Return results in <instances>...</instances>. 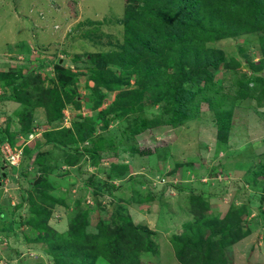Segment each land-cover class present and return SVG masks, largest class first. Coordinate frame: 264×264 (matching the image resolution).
<instances>
[{
	"label": "rangeland",
	"instance_id": "374dc122",
	"mask_svg": "<svg viewBox=\"0 0 264 264\" xmlns=\"http://www.w3.org/2000/svg\"><path fill=\"white\" fill-rule=\"evenodd\" d=\"M138 5L134 0H0V71L15 77L30 73L33 80L29 86L36 83L61 93L55 70V62H60L73 74L68 102L73 97L74 101L63 106L61 119L55 125L68 127L75 118L92 124L102 108L128 103L135 93L137 74L133 68L124 67L125 56L130 52L116 55L112 61L104 59L103 54L122 51L121 46L127 44L126 38L134 33L133 29L146 23L148 16L136 21L126 19L128 14L140 13ZM187 42L197 48L202 44L209 51L217 50V57L221 51L224 62L233 59L232 64L221 62L217 68H208L212 81L203 77L194 83L198 88L194 97L197 107L191 118L173 123L171 113L163 111L166 100H143L142 115L157 118L159 123L136 134L132 140L134 148H127L126 132L140 119L128 114V121L122 117L111 120L107 129L97 126L106 141L111 142L104 141L105 149L99 151L96 162L91 163L84 154L73 163L60 160L52 167L56 157L52 165H41L40 178L39 173L33 177L36 167L30 159L25 175H20L19 169L24 145H34L47 127L45 109L28 106L27 117L32 118L34 127L32 133L25 135L17 115L22 104L8 99V90L0 85V124L2 128L8 126V134L15 142H0V174L5 173L0 178V264H50L52 256L40 234L44 231L33 225V204L36 211L40 207L50 211L46 226L58 234L65 235L75 216L85 218L88 232L130 220L140 227L147 226L150 233L142 238V248L133 252L137 262L181 264L174 254L172 237L182 234L184 223L194 220L191 190L204 192L208 209L203 214L213 229L223 227L219 223L228 219L240 233L246 232L226 249L224 264H264V204L259 203V190L255 192L253 183L244 180L250 169L258 170L264 162V97L259 104L250 97L234 98V91L239 88L236 80L253 74L246 60L259 59V35ZM140 67L141 64L134 68ZM259 74L264 75V68ZM206 94L209 100L202 98ZM95 100L101 105L93 109ZM213 108L231 110L226 142L217 137L218 116ZM91 145V141L80 143V147ZM111 164H119L126 175L112 177L110 182L116 188L94 192L95 187L90 184L106 181ZM37 180L40 181L34 185ZM180 186L186 189L179 190ZM24 190H29L31 202H23ZM41 194L61 203L51 206L40 199ZM152 194L155 197L150 198ZM118 206L123 207L122 212L116 211ZM10 224V234L6 235ZM210 228L206 229L210 232ZM73 264L112 263L98 256L80 258Z\"/></svg>",
	"mask_w": 264,
	"mask_h": 264
},
{
	"label": "trees",
	"instance_id": "16d2710c",
	"mask_svg": "<svg viewBox=\"0 0 264 264\" xmlns=\"http://www.w3.org/2000/svg\"><path fill=\"white\" fill-rule=\"evenodd\" d=\"M134 1L138 2L140 13L128 14L126 19L136 21L143 20L148 16L146 23L144 21L140 29L134 28V33L126 38L129 47L124 42L125 45L121 46L122 51L103 54V58L112 61L114 56H125L122 53L130 52L128 56H125L127 64L124 67L133 68L137 74L135 76L137 83V87L134 89L135 93L130 96L128 103L112 104L102 108L98 112V120L95 122L93 120L92 124L85 123V119L75 118L68 127L55 125L61 119L63 106L69 103L68 87L73 84L70 81V78L73 77L72 72L65 69L60 62H55V70L56 83L61 93L56 89H44L36 83L32 87L29 86V82L33 80L30 73H19L15 77V74L7 75V72L0 71V85L4 90H8L7 98L22 104L23 108L19 109L17 115H19L18 120L25 135L29 132L32 133L34 127H32V118L27 117L28 106L31 108L42 106L46 112L47 127L42 132L41 139L36 140L32 146H25L27 145L25 144L23 147L20 175H25L29 159L32 161L33 167H36V171H33L35 173L33 177L39 173V178V175L43 173L44 164L52 165V160L56 157L58 159L53 160L54 165L52 167L57 165V161L58 164L60 162L73 163L78 156L84 154L87 155L88 161L96 162L100 158L99 151L105 149L103 145L106 141L104 135L98 131L97 126H100V129H107L109 122L113 119L124 117L129 120L128 114H132L136 120L140 119L137 125L135 123L131 126L130 131L126 132L129 141L127 148L131 149L133 147L132 140L136 134L159 123L157 118L147 119L142 115V111H144L143 100H149L153 103L159 102L162 98L166 100L163 111L171 113V116L175 118L173 123H176V119L182 123L191 118L192 110L197 107V104L194 105V97L198 94V91L195 92L198 88L195 89L194 83L203 77L212 81L211 70L208 68H217L221 62L223 65L232 64L233 59L224 62V54L221 51L220 57H217V50L209 51L203 48L202 44L199 45L201 48H197L189 44L187 42L189 40L204 42L257 33L260 40L259 59L254 61L250 57L246 60V65L253 74L248 78L236 80L239 88L234 91V98L250 97L258 101L259 104L261 98L264 97V75L259 74L264 68V0ZM151 3L152 7L150 6ZM139 64L141 67L135 69L134 67ZM28 89H32V91L29 92ZM33 90L39 93L36 94ZM154 91L159 94L153 96L151 93ZM202 98L209 100L207 94ZM73 101L74 97L69 104ZM100 105L101 103L95 100L93 109ZM214 111L218 116L217 127L219 132H217V137L219 141L226 142L231 129V110L228 108L223 109L224 112L215 109ZM137 112H141L139 117L134 116ZM25 119L26 123H24ZM7 127L5 125L2 128L0 124V142L7 139L13 145L15 142L10 138ZM24 132L21 131V133ZM85 141H91L93 145L80 147V143ZM132 150L136 151V149ZM41 165L43 166L41 167ZM109 167L107 173L110 176L106 181L98 180L96 183L90 184L95 187L94 192L104 188L108 190L116 188L110 182L112 177L121 178L126 175L119 164H111ZM249 171L250 175L245 176L244 180L253 183L255 192L259 190V203L260 205L264 204V162L258 170L250 169ZM260 176L262 179L256 180ZM39 181L37 180L33 184L35 185ZM184 189L186 188L179 187V190ZM191 191L189 198L194 220L184 223L182 234L173 235L174 254L181 264H224L226 249L245 236L244 233L246 232L240 233L237 225L228 219H225L222 224L219 223L223 227L213 229L212 225L208 223V217L203 214V210L208 207L203 196L204 192ZM153 197H155L153 194L150 195V198ZM40 199L48 202L51 206L61 203L60 200L58 201L49 195L41 194ZM31 201L32 197L29 190H24L23 202ZM35 206V204L32 205L36 220L35 223L33 221V225H36L38 231H44L40 234H43L41 239L46 243L50 251L49 254L52 256L49 260L50 264H73L80 258L87 260L98 256L112 264H139L133 252L142 248V243H144L142 238L147 237L150 233L147 226L140 227L130 220L124 224L121 222V224L113 225V228L107 226L105 229H98L96 232H88L84 222L85 218L75 216L65 235L58 234L46 226L50 211L48 212L46 208L42 207L36 211ZM121 208L123 207L116 209V211L122 212ZM208 225L211 228L206 227ZM10 228H12L11 224L6 227V235L10 234ZM206 228H210V232Z\"/></svg>",
	"mask_w": 264,
	"mask_h": 264
},
{
	"label": "built area",
	"instance_id": "2783aa9c",
	"mask_svg": "<svg viewBox=\"0 0 264 264\" xmlns=\"http://www.w3.org/2000/svg\"><path fill=\"white\" fill-rule=\"evenodd\" d=\"M3 146H4V148H5L8 152L11 151V149H10V147H9V145H8L7 143H4ZM1 151H4L2 147H1ZM16 155H17V154H15L14 156H16ZM13 158H14V157H13ZM13 158H12V163L14 164V163H15V160H14Z\"/></svg>",
	"mask_w": 264,
	"mask_h": 264
},
{
	"label": "water",
	"instance_id": "95a60500",
	"mask_svg": "<svg viewBox=\"0 0 264 264\" xmlns=\"http://www.w3.org/2000/svg\"><path fill=\"white\" fill-rule=\"evenodd\" d=\"M5 175V173L3 172L2 174H0V178H1V176H4Z\"/></svg>",
	"mask_w": 264,
	"mask_h": 264
},
{
	"label": "crops",
	"instance_id": "0c3cea01",
	"mask_svg": "<svg viewBox=\"0 0 264 264\" xmlns=\"http://www.w3.org/2000/svg\"><path fill=\"white\" fill-rule=\"evenodd\" d=\"M45 129V128H44Z\"/></svg>",
	"mask_w": 264,
	"mask_h": 264
}]
</instances>
